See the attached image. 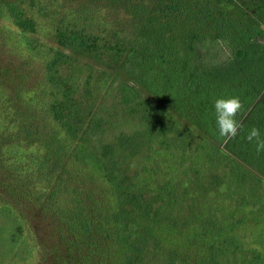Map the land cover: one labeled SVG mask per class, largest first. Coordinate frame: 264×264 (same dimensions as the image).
I'll list each match as a JSON object with an SVG mask.
<instances>
[{"label": "trees", "instance_id": "16d2710c", "mask_svg": "<svg viewBox=\"0 0 264 264\" xmlns=\"http://www.w3.org/2000/svg\"><path fill=\"white\" fill-rule=\"evenodd\" d=\"M103 1L124 8L127 27L96 32L60 22L54 35L72 53L46 58L50 102L34 104L25 89L18 101L27 103L17 105L0 90V102L8 101L0 108L8 118L0 164L16 159L12 173L50 185L21 192L0 173V196L9 197L0 211L19 230L9 204L18 193L54 209L55 217L47 214L66 251L49 263L44 248L42 264H143L146 256L153 264H264V152L245 139L252 127L264 137L260 23L216 0ZM1 3V14L36 30L28 9ZM78 54L92 61L80 65ZM116 66L134 83L109 70ZM232 96L243 102L244 129L225 142L213 103ZM12 124L23 131L15 140ZM13 135L41 138L47 151L31 155ZM92 140L103 142L100 152L89 153Z\"/></svg>", "mask_w": 264, "mask_h": 264}, {"label": "rangeland", "instance_id": "374dc122", "mask_svg": "<svg viewBox=\"0 0 264 264\" xmlns=\"http://www.w3.org/2000/svg\"><path fill=\"white\" fill-rule=\"evenodd\" d=\"M1 5H14L28 9V14L35 19L36 30L25 31L20 28L11 16H6L0 13V90L7 93L8 97L14 100L15 104H24L27 101H18V92L25 89L33 91L36 95L34 104L48 103L53 97L50 93V87L45 77V62L47 56L54 50H64L72 53L70 50L58 44L55 31L57 25L61 22L65 24L80 23L88 28H93L96 32L102 31L104 25H110L114 28H120V24L124 22L127 27V13L124 8L116 5L110 7L104 4L103 0H1ZM153 0L149 1V5ZM222 7H228L230 12H235L243 7L249 18L257 20L261 25V31L258 38L264 41V0H216ZM86 21V22H85ZM122 24V25H124ZM90 25V26H88ZM80 65L85 62L92 61L91 59L79 55ZM67 67H62L61 72H65ZM109 70L115 75L134 83L133 80L118 70L116 66ZM82 82V79H80ZM145 94L151 95L146 89L139 86ZM0 102V108L6 103ZM1 113V109H0ZM6 121V122H5ZM8 118H1L0 124L7 123ZM10 129L9 140L12 138V133L23 131L20 126L12 124ZM18 137L21 135H13ZM23 146H27L29 154L36 155L47 151V148L40 143L41 138L27 141L21 136ZM5 140H1L0 144ZM103 142L100 140H92L89 142L91 152L101 151ZM94 148V149H92ZM85 149V148H84ZM66 165L67 161H63ZM17 163L16 159H7L6 162L0 164V173L7 174L8 184L16 186L17 190H47L50 186L48 183L41 180L36 183V186H31L28 179L19 177L14 171L12 173L9 168ZM11 174V175H9ZM101 184V183H100ZM98 184L96 193L101 199V185ZM30 185V186H29ZM1 186V185H0ZM96 184H94V187ZM29 187H32L31 189ZM14 188V187H13ZM2 187H0V191ZM19 191V192H20ZM66 194V193H65ZM33 194H17V201L9 200L14 207V211L18 219L23 222L22 229H17V221L14 216L4 214L0 211V264H42L44 256V248L50 253L47 258L49 263L52 261V256L66 251V239L64 232L55 229L53 210L45 209V198L36 199ZM69 199L70 197L67 196ZM8 195L0 196V205L8 201ZM51 213V214H47ZM58 222H61L58 219ZM64 236V237H63ZM146 256L143 264H153L151 256Z\"/></svg>", "mask_w": 264, "mask_h": 264}, {"label": "clouds", "instance_id": "9594fccd", "mask_svg": "<svg viewBox=\"0 0 264 264\" xmlns=\"http://www.w3.org/2000/svg\"><path fill=\"white\" fill-rule=\"evenodd\" d=\"M216 117V127L220 137L225 142L235 139L244 129L242 121L237 116L243 110L244 105L238 96L220 97L213 103ZM250 143H255L257 153L264 152V137L258 128L252 127L245 137Z\"/></svg>", "mask_w": 264, "mask_h": 264}]
</instances>
